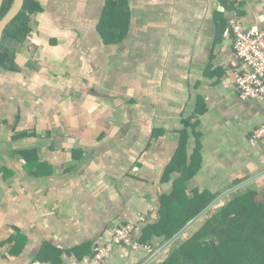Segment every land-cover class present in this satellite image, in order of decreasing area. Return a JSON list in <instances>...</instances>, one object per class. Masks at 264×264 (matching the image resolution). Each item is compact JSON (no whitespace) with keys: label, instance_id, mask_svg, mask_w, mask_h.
Returning <instances> with one entry per match:
<instances>
[{"label":"crops","instance_id":"1","mask_svg":"<svg viewBox=\"0 0 264 264\" xmlns=\"http://www.w3.org/2000/svg\"><path fill=\"white\" fill-rule=\"evenodd\" d=\"M38 1L26 39L3 41L0 264H86L125 222L152 248L113 246L107 264H163L203 224L167 246L180 228L142 239L181 175L167 170L184 135V197L252 178L221 202L246 190L264 202V101L239 97L223 34L231 11L264 28V0H124L112 43L98 29L106 0Z\"/></svg>","mask_w":264,"mask_h":264},{"label":"trees","instance_id":"2","mask_svg":"<svg viewBox=\"0 0 264 264\" xmlns=\"http://www.w3.org/2000/svg\"><path fill=\"white\" fill-rule=\"evenodd\" d=\"M11 4L12 0H3L0 18ZM124 4V0L105 2L98 29L106 43L117 42L126 33L127 13ZM42 10L38 0H23L20 11L3 31L0 68L13 67V58L3 41H24L32 30L33 15ZM185 139L184 135L180 149L167 170L176 169L181 175L173 182L170 195L161 199L159 220L143 230L142 239L161 233H165L166 237L171 236L215 197V194L207 191L197 192L191 200L183 196L185 181L195 171L194 166L191 170L185 163ZM31 153L34 151H23L29 164H34L37 158ZM177 160L180 163L174 165ZM202 220L201 227L171 252L163 264H264V202L255 200L253 190L232 194L230 200L221 202L214 213L207 214Z\"/></svg>","mask_w":264,"mask_h":264},{"label":"built area","instance_id":"3","mask_svg":"<svg viewBox=\"0 0 264 264\" xmlns=\"http://www.w3.org/2000/svg\"><path fill=\"white\" fill-rule=\"evenodd\" d=\"M223 34L232 41L237 62L232 63V83L242 99L253 98L264 101V28L245 27L235 13L227 14ZM264 136V122L254 131L253 137ZM143 221V217H140ZM136 224L125 222L116 226L109 240L93 248L86 264H107V257L113 246H126L133 250L152 248L134 237Z\"/></svg>","mask_w":264,"mask_h":264},{"label":"water","instance_id":"4","mask_svg":"<svg viewBox=\"0 0 264 264\" xmlns=\"http://www.w3.org/2000/svg\"><path fill=\"white\" fill-rule=\"evenodd\" d=\"M3 3V0H0V8ZM23 5V0H12V4L9 7V9L4 13V15L0 18V43L2 40V35L5 27L9 24V22L18 14L21 7ZM252 178H248L239 184H236L235 186L223 191L218 196H216L213 200H211L200 212H198L193 218H191L183 227H181L173 236H171L164 246L171 244L175 240H177L179 237H181L191 226H193L195 223H197L200 219L203 218V216L212 208L216 207L218 203L222 201L223 198H225L227 195L237 191L238 189L242 188L246 183L250 182ZM162 246V248H164ZM162 251V249H161Z\"/></svg>","mask_w":264,"mask_h":264},{"label":"rangeland","instance_id":"5","mask_svg":"<svg viewBox=\"0 0 264 264\" xmlns=\"http://www.w3.org/2000/svg\"><path fill=\"white\" fill-rule=\"evenodd\" d=\"M196 225H197V224H196ZM196 225H195V226H196ZM195 226H194L193 228H191V231L195 228ZM191 231H190V232H191Z\"/></svg>","mask_w":264,"mask_h":264}]
</instances>
